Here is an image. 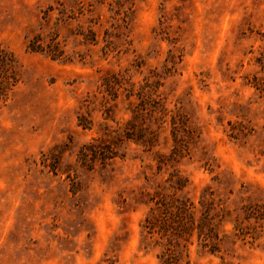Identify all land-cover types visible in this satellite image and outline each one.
Returning <instances> with one entry per match:
<instances>
[{
    "label": "rangeland",
    "instance_id": "1",
    "mask_svg": "<svg viewBox=\"0 0 264 264\" xmlns=\"http://www.w3.org/2000/svg\"><path fill=\"white\" fill-rule=\"evenodd\" d=\"M0 45V264H264V0H0Z\"/></svg>",
    "mask_w": 264,
    "mask_h": 264
},
{
    "label": "trees",
    "instance_id": "2",
    "mask_svg": "<svg viewBox=\"0 0 264 264\" xmlns=\"http://www.w3.org/2000/svg\"><path fill=\"white\" fill-rule=\"evenodd\" d=\"M29 47L33 50H40V47L35 45L34 42L29 44ZM56 46L49 49L48 52L52 57H59L60 51ZM20 75L17 71V60L12 51L3 48L0 45V97L8 95L9 91L19 82ZM158 209L160 210V215L148 216L146 219L145 226L150 229L159 227L160 229L167 231L170 230L175 237H182L184 234H188V230L194 228L193 215L189 212L191 204L188 199L175 198L173 200H159L157 201ZM162 206V207H161ZM263 210L256 209L252 215L256 218L264 219V204L261 206ZM192 224V225H191ZM208 219L203 220V222L198 223L197 227L199 230L206 232H201L203 236V245L210 248L211 251H216L217 242L213 241L212 238H218L213 231V226ZM212 236V237H211ZM163 264H183L181 262V256L176 252L175 249L168 248V252L165 253V257L162 258ZM185 264H189V260L185 261Z\"/></svg>",
    "mask_w": 264,
    "mask_h": 264
}]
</instances>
